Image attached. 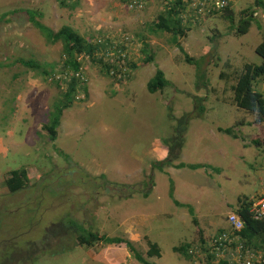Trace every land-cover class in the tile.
Listing matches in <instances>:
<instances>
[{
    "label": "rangeland",
    "instance_id": "obj_1",
    "mask_svg": "<svg viewBox=\"0 0 264 264\" xmlns=\"http://www.w3.org/2000/svg\"><path fill=\"white\" fill-rule=\"evenodd\" d=\"M256 3L234 0L233 23L223 12L199 22L187 12L183 25L190 30L178 42L197 67L185 61L172 34L153 27L166 0H142L136 10L122 0H78L74 7L0 0V255L15 256L5 264H141L125 244L79 245L80 228L122 237L152 264H207L203 251L188 260L174 248L202 250L198 229L207 248L216 235L231 232L227 217L239 200L254 202L264 191V146L252 143L260 134L256 116L233 104L244 66L262 63L256 48L264 40V9ZM245 12L254 18L241 36L232 25ZM63 26L86 39L127 36L130 59L139 66L118 83L83 60L87 93L63 111L52 141L42 126L65 85L55 84L64 72L63 44L50 40ZM146 53L153 62L144 63ZM31 61L50 73L54 65L55 73L20 65ZM158 68L172 84L151 94L147 83ZM261 79L255 89L263 93ZM195 98L206 110L201 116L196 110L179 156L165 162L176 152L167 146L175 119L195 111ZM219 128H233L239 138ZM22 168L30 185L11 194L4 182ZM150 243L160 257H149Z\"/></svg>",
    "mask_w": 264,
    "mask_h": 264
},
{
    "label": "trees",
    "instance_id": "obj_2",
    "mask_svg": "<svg viewBox=\"0 0 264 264\" xmlns=\"http://www.w3.org/2000/svg\"><path fill=\"white\" fill-rule=\"evenodd\" d=\"M167 6L166 11L158 16V21L153 26L157 31H163L170 33L174 36V43L177 45L180 52L184 55L185 61L188 64L195 65L198 67V62L191 57L180 45L178 42V37L186 36L187 32L190 28H186L183 25L182 14L186 8L184 1L185 0H166ZM78 0H58L62 6L74 7ZM256 5L264 9V0H256ZM233 3V2H232ZM231 4L225 7L220 11H213L211 14H219L225 13L226 16L233 23V12L231 11ZM248 12V11H247ZM243 13L244 17L238 23L237 26L232 25L233 28H237L239 35H246L251 27L253 21V13ZM5 17V16H4ZM3 17V18H4ZM200 19L196 22H199ZM1 23V22H0ZM52 37V36H51ZM51 42H62L63 44V70L64 76L61 80L55 81V84L60 88L65 85L64 93L62 98L54 105V111L51 113L49 122L44 124L43 130L48 133L49 138L52 141H56L58 136L57 128L60 125V119L64 110L70 108L74 101L77 98V95L82 90L87 93V86L83 82L80 83L79 77L77 78L74 73H78L82 71L81 67L83 66V60L88 57L92 60L100 69L106 77L111 76L109 72L110 62L107 61L105 56L98 57V54H101L103 50L106 52L112 49V45L110 40L101 35L100 38H88L86 39L79 32L75 31L69 26H63L58 32L53 34ZM148 46L145 44L143 46L142 52H146ZM256 53L262 58V63L260 65H255L252 63H248L244 66L242 72L238 75L236 84L233 86V104L238 109L244 110L250 114L256 116L254 124L260 128V134L252 139V143L257 147L264 146V93H260L256 91L255 87L258 86L260 80L264 79V40L257 46ZM148 55V53H146ZM84 58H81V56ZM128 67L131 69H136L139 66V63H134L133 60L127 58L126 59ZM154 61V55H148L145 58L144 63H151ZM142 64V63H141ZM25 67L30 69H40L41 74L47 77H51L53 73H55L54 65L52 69L54 70L52 73L42 70V67L37 62H24L20 63ZM84 72L82 71V74ZM85 75V74H84ZM201 75V74H200ZM112 77V76H111ZM261 79V80H262ZM172 83L166 79L165 73L162 69L158 68L154 74V76L147 83V90L151 94H155L165 90ZM203 99L195 98V111L193 113L185 114L177 120L176 131L173 138L168 142L167 146L171 147L172 150L176 149V152L170 155V159L166 158L165 162L171 161V158L175 159L179 156V153L182 149L184 136L188 130L190 122L194 119L196 110L198 114L201 116L205 112V107L200 104ZM219 132L224 133L233 137L234 139H238V134L234 131L233 128H219ZM175 147H174V146ZM175 151V150H174ZM59 153L63 156L64 153L59 151ZM177 153V154H176ZM159 163H155V165ZM184 166L182 165L181 168ZM99 178H104V175H100ZM30 185V178L28 175V170L25 168L14 170L10 172V176L5 180L4 187L8 189L11 194H16L22 190H25ZM117 186V185H115ZM149 193V192H148ZM148 193H145L146 195ZM170 196L174 197V189L170 188ZM180 206L187 207L184 204L176 201ZM253 205V201L243 200L239 202V206L236 209V213L241 218L244 223V228L239 233V238L241 242H243L246 246L252 247L255 249H264V223L261 221H257L253 218L251 207ZM190 214L193 215L191 209ZM71 226L79 225L76 221H71ZM194 223L197 225V220L194 218ZM77 232L75 229L77 237V242L79 245L83 246H93L98 243H103L104 245H120L125 244L132 255L140 261L141 264H152L146 258L141 257L134 247L130 244L129 241L123 239L122 237H109L106 235H101L99 233L93 232H85L84 228H80ZM85 232V233H84ZM84 233V234H82ZM199 239L201 245H205V240H203V231L198 229ZM191 248L190 244L175 247L174 251L181 254L184 258L191 260L192 256L189 253ZM204 250V249H203ZM205 251V250H204ZM207 251V250H206ZM207 264H228L224 259H219L218 263H216V257L214 255H210L207 252ZM149 257H160L161 252L156 244L150 243V250L148 251ZM6 257H12L14 260L13 254H1L0 255V264H5Z\"/></svg>",
    "mask_w": 264,
    "mask_h": 264
},
{
    "label": "built area",
    "instance_id": "obj_3",
    "mask_svg": "<svg viewBox=\"0 0 264 264\" xmlns=\"http://www.w3.org/2000/svg\"><path fill=\"white\" fill-rule=\"evenodd\" d=\"M233 1L234 0H189L187 7L182 14V18L184 20V18L187 16V12L190 13V11H193L192 14H189V17L192 18L194 22H196L200 18L210 14L213 11L223 10ZM122 2L126 4L127 8L130 10H136L142 6V0H122ZM108 39L111 42L112 49L108 50L107 52L103 50L101 54H98L97 56H105L107 61L111 63L109 68L110 75L119 83L125 81L130 75V69L126 61L127 58L130 59L131 55L128 52V44L130 43V39L127 36L123 40L111 38ZM81 58H84V56L82 55L80 59ZM86 59L89 58L86 57ZM81 69L84 71L83 67H81ZM82 71L74 73V75L77 78L79 77L78 79L80 83L83 82L86 84L87 79L84 73L82 74ZM63 76L64 72L62 77L58 80H61ZM82 92V90L79 92L77 99ZM251 212L255 220L264 223V191L253 202ZM227 222L230 226L231 232L228 231L216 235L211 240L210 245L207 248L204 247L202 250H200L198 247H195V249H190L189 253L191 256L195 258L200 254V251H208L210 255H214L216 257V263H218L219 259H224L228 262V264H264V249L259 250L248 247L243 242H241L239 233L244 228V223L238 214L236 212L230 213L227 217Z\"/></svg>",
    "mask_w": 264,
    "mask_h": 264
},
{
    "label": "crops",
    "instance_id": "obj_4",
    "mask_svg": "<svg viewBox=\"0 0 264 264\" xmlns=\"http://www.w3.org/2000/svg\"><path fill=\"white\" fill-rule=\"evenodd\" d=\"M153 154V153H152ZM152 154H150L149 156H152ZM260 170H262V171H264V163H263V167L262 168H260ZM94 174H97V175H95V176H99V175H102V174H99L98 175V172H96V173H94ZM258 175H259V173H257ZM262 193V192H261ZM260 193V194H261ZM260 194H257V197L260 195ZM239 202H240V200H239ZM180 203V202H179ZM235 212V211H234Z\"/></svg>",
    "mask_w": 264,
    "mask_h": 264
},
{
    "label": "clouds",
    "instance_id": "obj_5",
    "mask_svg": "<svg viewBox=\"0 0 264 264\" xmlns=\"http://www.w3.org/2000/svg\"><path fill=\"white\" fill-rule=\"evenodd\" d=\"M233 2H234V1H233ZM85 86H86V84H85ZM84 93H85V92H84ZM76 99H77V98H76ZM231 213H232V212H231ZM204 246H205V245H202L201 248H204Z\"/></svg>",
    "mask_w": 264,
    "mask_h": 264
}]
</instances>
